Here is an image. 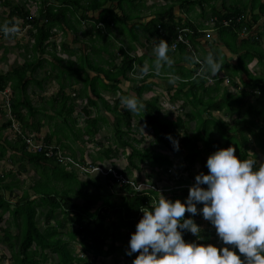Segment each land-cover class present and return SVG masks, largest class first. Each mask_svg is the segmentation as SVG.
Returning <instances> with one entry per match:
<instances>
[{
    "label": "trees",
    "instance_id": "1",
    "mask_svg": "<svg viewBox=\"0 0 264 264\" xmlns=\"http://www.w3.org/2000/svg\"><path fill=\"white\" fill-rule=\"evenodd\" d=\"M26 1L24 0L21 4H12L9 0L2 2L10 6V11L0 24L22 18L21 25L27 31L29 40L25 44L24 62L4 74L0 73V90L9 87L11 112L19 121L23 131L25 133H29L27 131L30 130L39 131L42 124L37 116L41 113V107L33 104L28 94V88L31 84L41 86L42 80L37 79L34 74L46 62V59L40 55L47 53V48L51 45L53 48L52 58L57 64L49 63L52 69L57 70L56 77L59 82V90L51 99L52 102L59 105L55 110L57 115L63 118L65 127L74 130L78 137L79 129L74 128L75 122L72 118L76 97L65 92L67 86L65 81H69L67 77H76V74L71 68L72 62H67L70 65L66 63L65 67L62 59L56 56L54 43L51 41L56 33L55 28L71 26L75 29L74 33H77L79 30H76V25H69L71 21L73 22L74 13L79 10L97 12L98 17L92 19L93 22L85 30L84 35L88 37L87 41L89 40L90 43L97 41L103 43L104 40L105 43L107 42L106 44L110 45L112 42L106 41L109 40V32L116 27L121 29H124V26L127 27L128 21H133L135 18L134 14L139 15V10L136 13H131L130 9L137 10L144 0H33V2L39 3L35 16L31 15L30 10L25 7ZM211 1L183 0L179 6L193 9L195 6L202 7L204 3ZM108 4L110 6H107ZM173 6L174 4L157 8L153 11V14H157L153 15L144 26L151 37L156 38L157 41L163 38L170 45L176 41L179 32L185 29L186 31L182 34L188 40V44L178 42L177 50H171L169 55L175 60L176 58L182 59L186 65L176 64L172 69L163 68L160 74L150 71L147 76L137 78L138 67L143 66L145 62L151 65L155 58L148 57V54L130 55V50L120 47L118 52L121 53L122 60L119 65L114 64L109 68H103L99 64L93 66L96 75L92 81L99 78L103 81L108 80L109 82L101 87L112 89L115 93L119 92V96L113 106L101 96L97 97L99 102L88 99L87 105L97 106L101 102L114 114L113 128L118 143L123 150L127 147L130 148V152L127 154L128 166L126 170L130 171L132 168L140 170L139 163L148 162L151 173L158 174L160 171H166L176 165L177 162L175 158L157 151L154 146L150 145L146 148L135 146L132 142L134 140L132 118H140L142 122L146 123L152 131L155 146L168 144L166 137H179L181 143L179 150H185L186 166L184 170L189 172L188 174L194 169L202 152L209 155L218 148L230 145L236 147V154L241 158H250V153L254 152L257 147L264 152V31L262 32L264 29V3L261 0H250L249 3L248 1L242 2V5L238 3L233 7L224 4L220 11L211 6L209 25L197 24L195 21L181 18L175 19ZM126 7L129 10L126 11ZM115 8L121 11L120 15L114 12ZM82 18L91 19L86 14H83ZM101 22L105 25L107 32L97 27ZM78 23H80L79 20ZM158 24L161 29L157 28ZM130 33L131 37L133 35V39H139V34L134 27ZM207 33H209L208 37ZM242 33L246 34L241 35ZM2 35L0 34V36ZM105 48L107 45L101 49ZM128 49L132 48L128 47ZM209 51L215 52L223 63L222 69L215 76L206 73L216 78L211 84L205 77L196 76L193 78L199 65L195 59H187L198 56L200 60H203ZM31 52L33 53L32 57L27 55ZM172 53L175 54L171 55ZM115 57L116 55L113 56V60ZM61 64L63 65L62 70L60 69ZM251 65L258 66V71H253ZM172 74L179 76V79L174 85L172 84L174 90H170L171 85L167 91L172 93L171 101H180L179 106L182 108L187 105L191 107L185 115L187 120L179 115L169 118V115L162 114L159 105L161 96H154L155 92L151 90V83L155 79L165 78L168 80ZM219 75H222L224 79H217ZM120 77L127 83L132 82L135 85L129 88L145 104V109L141 110L139 114H132L123 107L119 110L121 105L119 97L130 94L120 88ZM95 84V82L92 83L93 86ZM230 88L237 92L232 93ZM91 89L93 90V87ZM145 91L151 96L143 101L142 95ZM221 112L225 117H231L232 122L229 123L227 120L215 116L216 113ZM85 115L88 118L84 130L88 135H95L98 132L100 120L109 123V120L100 113L92 116L90 111H86ZM187 121L195 122L194 130L190 134L185 130ZM9 125L10 120L0 126V159H4L8 152L11 153L10 157L19 154L20 161L32 165L38 174V178L31 185L33 196L24 191L18 200L13 202L6 199L4 193L0 194V221L3 215L8 213L18 230L15 235H12L10 228L7 227L4 229L3 238H0V241L7 243L11 249L12 263L42 264V261L49 258L48 251L56 256V264H96L101 258L104 259L117 251L123 252L122 257L134 258L135 255H138V253H133L132 256H129L127 249L130 236L136 230L137 222L143 216L141 207H150L161 193L164 195L166 189L159 190L155 186L156 189L135 190L130 185L122 186L120 188L126 190L128 194L121 197L119 201L112 199L113 194L82 191L88 186L101 187L99 177L92 180H80L76 170H66L61 163L55 162L53 159L45 158L42 154L28 152L20 138L11 137L9 140L8 137L3 138L2 133ZM123 125L126 127L125 131L121 128ZM65 127L56 125L53 132L45 136V140L52 142L55 137L57 144L84 164L86 161L83 158H76L75 149L62 141V139L70 140V137L65 134ZM101 149L97 157L99 160L117 157L119 153L117 148L102 147ZM91 163L95 164L96 160ZM21 166L24 170L22 162ZM118 171L125 174V170ZM151 173L147 174L145 179L135 181L150 182L153 175ZM125 175L128 176V174ZM194 181L190 179L178 181L176 189H172L173 194L170 199H186L189 194V186ZM18 183L19 181L14 178L12 172H0V190L12 195L13 189L18 188ZM74 196L81 198L82 203L74 201ZM99 201L100 204H98ZM39 207H47L44 213L45 228L43 230L37 222ZM189 215L191 214L185 213L186 217ZM194 219L203 229L202 235L205 240L202 242L220 243L215 228L203 218L202 214L195 215ZM203 220L206 223L205 227H203ZM69 225L73 229H70ZM184 238L186 240L196 239L190 231L184 233ZM74 241L80 245L79 255L74 253L71 244Z\"/></svg>",
    "mask_w": 264,
    "mask_h": 264
},
{
    "label": "clouds",
    "instance_id": "2",
    "mask_svg": "<svg viewBox=\"0 0 264 264\" xmlns=\"http://www.w3.org/2000/svg\"><path fill=\"white\" fill-rule=\"evenodd\" d=\"M22 30L20 20L0 24V34L9 38ZM171 50L167 40L153 41L155 59L151 65L145 62L138 67L137 78L147 76L150 71L160 74L165 67L172 69L175 61L169 55ZM187 59L202 64L199 75L215 76L223 67L213 51L203 60L198 56ZM178 79L179 76L172 74L167 82L174 85ZM119 100L121 106L132 113L139 114L146 107L134 94L121 95ZM174 147L179 150L178 140H174ZM206 165L208 171L196 174L185 200H172L160 192L150 207H141L143 216L130 236L127 249L129 256L138 253L132 264H264V162L241 158L236 154V147L230 145L210 153ZM105 178L111 182L110 177ZM139 182L154 186L148 181ZM186 212L191 215L186 217ZM197 214H202L215 228L219 244L202 242L205 237L201 225L194 219ZM186 231L196 239L186 240Z\"/></svg>",
    "mask_w": 264,
    "mask_h": 264
},
{
    "label": "rangeland",
    "instance_id": "3",
    "mask_svg": "<svg viewBox=\"0 0 264 264\" xmlns=\"http://www.w3.org/2000/svg\"><path fill=\"white\" fill-rule=\"evenodd\" d=\"M238 1L240 5H242V0H235ZM14 2H17L19 4H21L23 2V0H14ZM264 2V0H263ZM145 6H150L149 8H142L141 9V15L143 18L146 17L150 18V15L153 13V11H155L157 8H159L160 6H167V4H164L163 0H144ZM29 5H31V3H29ZM28 5V6H29ZM33 5V4H32ZM27 5H25L26 8H28ZM115 6V4H114ZM37 9L38 6L37 5H33L31 10L34 11V13H37ZM178 9V7H177ZM196 10H199V7L195 8ZM132 11V13H135L139 10V8L136 9H130ZM180 12V10H179ZM157 14V13H156ZM154 13V15H156ZM193 14V11L191 12V15ZM134 16H137L136 14H134ZM138 32H139V40H140V44H138V42H131V48L132 53L133 54H138L141 51H143V49H147L149 50V53L152 54V45H153V41L155 40L154 37H151L147 31L144 25H139V28H137ZM264 31V29H262V32ZM135 32V31H134ZM25 33V32H24ZM115 33V32H114ZM62 37H58L55 42L59 43L61 42ZM264 39V37H263ZM126 40L128 41V33L126 36ZM116 44V43H115ZM138 44V45H137ZM138 52V53H137ZM175 53H172L171 55H174ZM152 56L154 57V55L152 54ZM96 60H100L99 58H101L100 56V52L98 51L95 54L94 57ZM81 63L78 64L77 66V74L80 76V78H75V77H71L68 76L67 79L69 80L68 82L70 83L69 85L72 86L75 84V81H78V83H81L82 88L86 85H89V90H90V86L92 85L93 82H96L97 80L92 81V78L89 81L84 80V77H86V73H89L86 68H82ZM251 69L253 67V65L250 66ZM48 68V67H47ZM256 68V69H255ZM258 66H254L253 67V71L257 72L258 70ZM37 78H40V76H36ZM72 78V79H71ZM49 80H52L53 78H47ZM120 79L123 81L124 83L121 84L122 89L127 90V85L129 83H127L125 81V79H123L122 77H120ZM72 80L74 81V83H72ZM63 81V80H62ZM86 81V85L85 82ZM121 81V82H122ZM225 83V82H224ZM152 84V83H151ZM159 84H157V86H153L154 83L152 84L151 90L154 93V96L158 97L161 96L160 100H159V105L161 106V111L162 114H167L169 115V118L174 117L179 115L181 118H183L184 120H187L186 118V113L189 112V110L191 109V107L189 105L185 106L184 108L180 107L179 105L181 104V102L177 101H171L170 99V95L172 94L171 92L167 91V86H164L165 81L159 80ZM56 85V84H55ZM32 88H35V86H30ZM29 87V89H30ZM70 88V87H69ZM81 88V89H82ZM28 89V90H29ZM170 90H174V87L172 85V88ZM232 93H236L237 91L233 88H230ZM132 93L130 94H134V91H131ZM51 93L50 89L47 88V90L45 91L44 96H47V94L49 95ZM119 93V92H117ZM90 94V93H89ZM119 94H117L116 97H118ZM150 94L147 93V91H145L142 95V100H147L150 98ZM107 99L113 103L115 102V100L113 99V97L111 98L110 95L107 96ZM36 104H38L35 101ZM49 107V106H48ZM77 111L79 110V108L81 107V105L77 104ZM119 107L122 108V106L120 105ZM120 108V109H121ZM52 114L53 111L51 112ZM73 114L72 118L73 120H75V129H79V137H75L74 134L71 132V136L73 138H75V143H73V148L75 149V155L76 158L80 159L83 158V160H85L86 162L90 161L92 162L93 160H96V163L100 164L102 163V165H104V168H115L116 170H125V174H128V176H130L131 178L135 179V180H142L146 178L147 174L151 173V167L149 166L148 162H144V163H139L140 166V170L139 169H135L132 168L130 171L126 170L127 166H128V160H127V154L130 152V148L127 147L125 150H123L122 147H120L119 143H118V138L115 135V131L113 128L114 125V116L113 118H111V124H101L100 128L98 130V132L95 135H88L86 134L83 130L87 124V116H85L84 114H82L81 112L77 114ZM134 114V113H132ZM94 115V114H93ZM95 116V115H94ZM111 117V115H108ZM216 117L219 118H223L225 120H227V122H232V118L231 117H225L223 115V113H216L215 114ZM40 115L37 116V118H39ZM1 122L5 123L7 120H9V116L8 115H3L1 118ZM44 120V124H43V128L41 132L46 133L48 131H50L52 128L50 124L51 123H57V122H63V118L61 116H57L54 119H50V118H46L43 117ZM0 122V123H1ZM133 129H132V137L134 138V140H132L133 144L139 148H146L148 146H154L155 149L159 152H162L163 154H166L170 157L175 158V160H177V162L175 163L176 165L172 166L171 168H169L166 171H160V173L158 174H153L152 178L150 179V183L153 184L154 186H156L157 188H163L166 189V191L164 192V196L167 198H170L171 195L173 194L172 189H176L177 186V182L180 180H195V176L198 172L200 171H208L207 165H206V161L208 158V154L206 152H202V156L200 159L197 160L194 169L192 170V172L190 174H188L189 172H186L184 170L185 166H186V162L184 160V155H185V150H175L172 149L174 148V140H178L179 141V147L181 146L180 143V138H173V137H166V142L168 144H160L155 146L153 144V135H152V131L149 129V127L146 125L145 122H142L140 120V118H136L131 120ZM195 127V122L194 121H187L186 122V128L185 130L187 131V133H192ZM122 130L125 131L126 127L125 125L121 126ZM8 133L6 134L9 138H11V134L9 133L10 131L7 129ZM34 130H30V134L34 135ZM28 132V131H27ZM6 137V138H7ZM107 148V147H112V148H117L119 150L118 156L117 157H113L111 159H103V160H99L97 157L99 156L100 152H101V148ZM69 154L70 152L68 150H66ZM250 158H257L258 162H264V152L262 151L261 148L257 147V149L254 152L250 153ZM16 160L14 161V163L12 164H7L3 159H0V172L3 171H10L12 172L14 178H16L19 181V185L18 188H14L12 195H8V193L4 192L3 190H0V194L4 193V196L6 199H9L10 201L15 202L16 200H18L19 196L22 195V193L24 191L30 193L31 196H33V190L31 189V185L33 184L34 180L38 178V174L36 172V170L33 168L32 165H30L29 163L25 162V161H20L19 159V154H16ZM6 160V159H5ZM21 162L24 164V170L22 169L21 166ZM130 173V174H129ZM96 177H98V174H93L92 176H84L79 174V178L80 180H88V179H95ZM99 183L101 184V187L96 188L94 186H88L85 189H82V191H88L90 193H103V194H113L112 199L114 201H119L121 197L123 196H127V191L126 190H122V188H120L117 185H113L107 178L99 175ZM192 184V183H191ZM185 200V199H184ZM74 201L78 202V203H82V199L74 196ZM101 202L99 201L98 204H100ZM47 207H39L38 208V214H37V222L39 227L43 230L45 228V217H44V213L46 212ZM1 211V209H0ZM203 223V227L206 226L205 220L202 221ZM9 227L10 228V232L12 235H15L17 233V228L15 227V225L13 224L11 217L9 216L8 213H5L2 217V220L0 221V238H3L4 236V229ZM70 229H73V227L71 225H69ZM68 229V230H70ZM65 231V230H64ZM66 236V235H64ZM72 247L74 249V253L76 255L80 254V245L77 241H74L71 243ZM123 252L122 251H117L115 253H112L111 255H109L106 258H101L100 260H98L96 262V264H132L133 258H128V257H122ZM48 260H44L42 261V264H56L57 260H56V256L52 253H50L48 251ZM0 264H13L12 263V259H11V249L9 248V246L7 245V243L5 242H1L0 241Z\"/></svg>",
    "mask_w": 264,
    "mask_h": 264
},
{
    "label": "crops",
    "instance_id": "4",
    "mask_svg": "<svg viewBox=\"0 0 264 264\" xmlns=\"http://www.w3.org/2000/svg\"><path fill=\"white\" fill-rule=\"evenodd\" d=\"M4 0H0V22L7 17L9 11H10V6L3 4ZM10 3L14 4L17 2H14V0H9ZM24 1V0H23ZM164 4L171 5L174 4L173 6V13L175 15V19H184V20H191L192 22L195 21L197 24H203V25H209L208 24V20L210 17V10H211V6H214L216 10L220 11L223 9V5L225 4L226 6L229 7H233L235 4H238V1L235 0H212L210 3H204V5L201 6H195L193 7L192 11L193 14L191 15V12H188L191 9H186L184 7L179 6L181 4V2L183 0H163ZM250 2V0H242L243 3ZM261 2H263V0H261ZM29 3H31V5H29ZM264 3V2H263ZM37 5L39 8V3L38 2H33V0H27L26 1V5L28 6V9L30 10L31 15L35 16L36 14L34 13V11L31 10L33 5ZM115 4V3H114ZM167 5V6H168ZM107 6H110V4H108ZM149 8L150 6H145V3H141V5L139 6V15L138 16H134L135 18L133 19V21H128V25L127 27L124 26V29L121 28H114L112 29L108 36H109V40L107 39L106 41L108 42H112L110 45L106 44L105 41L103 40V43L100 41H97L96 43H90L89 40L87 41L88 37L86 35H84L85 30H87L91 24H92V19H96L98 17V13L97 12H83V11H78L76 13H74V17H72L73 22L71 21V23L69 25H76L75 28H77L76 30L77 33H74V30L71 26H64L61 29L55 28V35L51 38V41L54 43V50L56 53V56L59 57L60 59H62V61L64 62V66L66 67V63L67 62H72L71 68L74 69V73L76 74L75 78H80V76L77 74L76 70H77V66L79 63L83 64L82 68H86L89 73H86V77H84V80L89 81L91 78H93L96 75V72L93 71L94 69V65L99 64L101 67L103 68H109L112 65H119L121 63L122 60V55L121 53L118 52V49L121 47L125 50H130V55H136V56H140L143 54H148V57L151 58H155L152 56V54L149 53V50L147 49H143V51H141L138 54H133L132 50L133 49H128V47L131 48V42H138V44H140V40L139 39H133V35L131 37V33L130 30L134 27L137 34H139L137 28H139V25H144L146 24L152 17H153V13L150 15V18H143L141 15V9L142 8ZM161 8L165 7V5L160 6ZM178 7V9H177ZM199 7V10H196L195 8ZM113 9V8H112ZM132 10L134 8H131ZM38 10V9H37ZM129 10L128 7H126V11ZM180 10V12H179ZM115 13L119 14L121 13V11L117 8H115L114 10ZM132 13V11H130ZM136 13V12H135ZM83 14H86L89 18L91 19H83L82 16ZM75 18V19H74ZM20 21H22V18H19ZM78 20L80 21V23H78ZM80 24V25H79ZM210 27V26H209ZM91 30V29H90ZM25 32V33H24ZM22 35H17L13 38H9L6 37L4 35L0 36V73L4 74L7 71L11 70L13 67H15L16 65H21L24 62L25 59V44H27L28 40H29V35L27 33V31L24 30ZM115 32V33H114ZM93 33V32H92ZM128 33V41L126 40V36ZM94 36V34H93ZM58 37H62L60 44L56 43L55 40ZM94 38V37H93ZM154 41H157L156 38H154ZM116 43V44H115ZM137 44V45H138ZM107 48H105L104 50H102L101 48L106 46ZM52 47L51 45L48 46L47 48V53H44L40 56L44 57L46 59V62L44 63V65L42 66V68L38 69L36 71V73L34 74L35 76H40V78H37L39 80H42V84L41 86L39 85H34L31 84L30 86H35V88L30 87V89L28 90V94L33 102V104L35 106H39L41 107V113L39 114V121L41 122L42 126L40 127L39 131H33L34 135H39L42 137H45L46 135H50L53 130L56 128V125L65 127V125L63 124L64 122H57V123H51L49 128H52L50 131L43 133L41 132L43 128V124H44V120L43 117L46 118H50V119H54L57 116L56 113V108L59 107V105L55 102H52L53 100L51 99L52 96H54L56 94V92L59 90V82L57 80V70L52 69L51 68V64L49 62H54L53 58H52ZM100 52V56L101 58H99L100 60H96L95 54L97 52ZM30 57L33 56V53H29L27 54ZM116 55L115 60H113V56ZM177 57V56H176ZM83 59V60H81ZM81 60V61H80ZM175 64H180V65H184L186 62L182 61V59L176 58V60L174 59ZM57 64V63H56ZM67 65H70L67 63ZM186 65V64H185ZM189 66V65H187ZM48 67V68H47ZM63 65H60V69L62 70ZM52 77V80H49L47 78ZM164 80L165 84L164 86L170 87L172 84H169L165 78H161V79H155L154 82H152V84L154 83L153 86H157L160 85L159 84V80ZM86 81L85 84H86ZM122 81V80H121ZM64 82V81H63ZM108 80H102L101 78H99L95 83V86L91 85L90 86V90L89 87L84 86L82 88L81 83L78 81H75V84L70 86L68 85L69 82L65 81V83H67V86L65 87V92L67 94H70L72 96L76 97V100L74 102V113H76L77 110V104L81 105V107L79 108V110L77 111V115L79 112H81L82 114L85 115L86 111H90L91 115H97V114H101L103 116H105L108 120L109 123H105L104 121L100 120V123L102 124H110L111 123V118H113L114 114L108 110V107H106L104 104H102L101 102L97 104V106H89L87 105V100L91 99V100H98V96H101V98H103L106 102H108L110 105L113 106L114 102L111 103L108 99L107 96L110 95L111 98L113 97L114 100H116L118 97L117 94L119 93H115L114 90L112 89H103L101 86H103L104 84L108 83ZM127 82V81H126ZM72 83H74V81L72 80ZM124 83V80L122 82H120V88L122 89L121 84ZM56 84V85H55ZM130 86H135L132 82H130L127 85L128 91L122 89L123 91H126L128 93H132L131 91H133L132 89H130ZM70 87V88H69ZM91 87H93V91L91 89ZM48 89H50L51 93L47 96H44L45 91ZM82 88V89H81ZM90 93V94H89ZM97 94V96H96ZM119 96V95H118ZM35 101L38 103L36 104ZM49 106V107H48ZM121 107H119L120 110ZM53 111L54 114H52L51 112ZM94 114V115H93ZM3 115H7L6 110L2 107V101H1V95H0V122H1V118ZM108 115H111L108 116ZM87 116V115H85ZM53 117V118H52ZM8 121V120H7ZM63 121V120H62ZM75 122V120H74ZM6 123V122H5ZM4 124V123H0V126ZM43 127V128H42ZM100 128V127H99ZM11 134L12 137V131L10 129V127L8 126L7 128ZM4 130V132L2 133V137H7V133L8 131ZM85 132V130H83ZM30 132V131H28ZM71 132L74 134V136L76 137L74 130H71L70 128L68 129L67 127H65V134L67 136L70 137V140H65L62 139L63 142L68 143L72 148L73 143H75V138H73L71 136ZM6 133V134H5ZM79 137V136H78ZM53 142H56V138H53ZM11 153L8 152L6 154V157L3 159L7 164H12L14 163V161L16 160V155H14V157H10ZM6 159V160H5Z\"/></svg>",
    "mask_w": 264,
    "mask_h": 264
},
{
    "label": "built area",
    "instance_id": "5",
    "mask_svg": "<svg viewBox=\"0 0 264 264\" xmlns=\"http://www.w3.org/2000/svg\"><path fill=\"white\" fill-rule=\"evenodd\" d=\"M214 23V21H213ZM225 25L227 23L225 22ZM97 27L102 28L103 31H107L105 25L101 22L98 23ZM158 29H161V26L157 25ZM24 28L22 32L18 35H22L24 32ZM245 30V28H244ZM185 29H182L177 38L176 41H174L170 46V48L173 51L177 50V43L178 42H184L188 44V40L185 38V36L182 34V32H185ZM206 36H209V33L206 34ZM196 61V60H195ZM199 66H197V70H195V73L193 75V78L196 76L205 77L208 80V83H213L216 78H213L207 74L199 75L200 69L202 67V64L199 61H196ZM224 79L222 75H219L217 79ZM1 95V101H2V107L6 110L7 115L9 116L10 120V129L12 131V137L13 138H20L21 141L25 144V148L28 152L38 153L42 154L45 158L48 159H54L56 162L61 163L66 169L68 170H76L81 175H93L98 174L103 177H110L111 182L118 184V185H130L135 190H140L142 188H153L156 187L151 186L148 183L145 182H137L131 178H128L125 174H122L118 172L114 168H104L101 164H93L90 161L85 162L84 164L80 163L78 160H76L74 157L66 153L59 145L55 143H49L45 140L44 137L39 135H32L30 133H25L23 131L22 126L20 125L17 118L12 114L11 112V92L9 87H6L3 90H0Z\"/></svg>",
    "mask_w": 264,
    "mask_h": 264
}]
</instances>
